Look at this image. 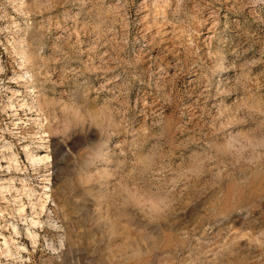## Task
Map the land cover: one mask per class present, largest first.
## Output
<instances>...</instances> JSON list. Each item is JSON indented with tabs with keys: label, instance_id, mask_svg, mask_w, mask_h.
<instances>
[{
	"label": "rangeland",
	"instance_id": "rangeland-1",
	"mask_svg": "<svg viewBox=\"0 0 264 264\" xmlns=\"http://www.w3.org/2000/svg\"><path fill=\"white\" fill-rule=\"evenodd\" d=\"M0 182V264H264V0H0Z\"/></svg>",
	"mask_w": 264,
	"mask_h": 264
},
{
	"label": "bare ground",
	"instance_id": "bare-ground-1",
	"mask_svg": "<svg viewBox=\"0 0 264 264\" xmlns=\"http://www.w3.org/2000/svg\"><path fill=\"white\" fill-rule=\"evenodd\" d=\"M30 159L33 160V161H42V160H43L42 158H38V157L36 158L35 156H30ZM46 175H47V174H46ZM2 183H3V182H0V184H2ZM3 187H4V186H3ZM3 187H2V188H3ZM31 221H32V220H31ZM32 223H33V222H32ZM14 228H16V227H14ZM5 242H6V241H5Z\"/></svg>",
	"mask_w": 264,
	"mask_h": 264
}]
</instances>
